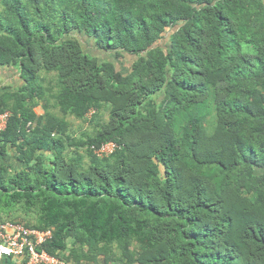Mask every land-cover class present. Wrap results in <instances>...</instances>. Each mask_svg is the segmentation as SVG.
<instances>
[{
	"label": "trees",
	"instance_id": "1",
	"mask_svg": "<svg viewBox=\"0 0 264 264\" xmlns=\"http://www.w3.org/2000/svg\"><path fill=\"white\" fill-rule=\"evenodd\" d=\"M6 67L0 212L33 223L0 220L64 264H264V0H0Z\"/></svg>",
	"mask_w": 264,
	"mask_h": 264
},
{
	"label": "built area",
	"instance_id": "2",
	"mask_svg": "<svg viewBox=\"0 0 264 264\" xmlns=\"http://www.w3.org/2000/svg\"><path fill=\"white\" fill-rule=\"evenodd\" d=\"M10 113H0V131L4 130ZM114 141L92 146L93 152L98 157H107L117 148ZM52 237L50 229H36L24 226L22 223L12 220H0V258L20 256L23 264H64L58 257L49 254L41 246Z\"/></svg>",
	"mask_w": 264,
	"mask_h": 264
},
{
	"label": "rangeland",
	"instance_id": "3",
	"mask_svg": "<svg viewBox=\"0 0 264 264\" xmlns=\"http://www.w3.org/2000/svg\"><path fill=\"white\" fill-rule=\"evenodd\" d=\"M82 42L84 43L83 46L87 47V49L90 52L96 53L101 58L102 57L108 58L109 60L114 61L116 64L121 63L122 68H124V65H126L127 59L126 60L118 59L117 57H115L112 54H101L99 52H96L94 45L92 44V42L89 39L82 40ZM124 70H126V68H124ZM20 81H21L20 76L14 68L6 67V68L0 69V88L6 87L7 89H10V90L15 89L18 85H20L19 84ZM34 111L37 114H42L43 108H41L40 105H37L36 107H34ZM52 111H54L58 115H61L58 112V110H56V109H52ZM107 114H108L107 109L102 108L97 112L96 117L93 116L94 114L89 113L86 116V118L83 120L77 119L71 115H66L65 118L69 124V128H68L67 132L74 139H76L78 141H83L88 135H92L93 130H94V122L95 121H105L108 118ZM92 119H94L93 122L91 121ZM70 151H74L75 153L79 154L82 157L83 163L86 164L89 162V156L86 152V147H84V148L71 147ZM98 158L103 159L106 157H98ZM0 217L17 219L18 221H21L23 223H25V222L33 223V218H32L33 214H31L29 216H25V214L18 208H14L13 210H11L9 212H0ZM69 255L70 254H67V252H65L63 257L65 259H67L69 264H75L73 259L70 258ZM113 257H114L113 259L118 260V261L109 262L107 264H119V263L124 264L123 257L121 256L120 251L117 248H115V246L113 249ZM102 262H103L102 257H100V260L96 261L94 264H103ZM83 263L86 264V262H84V261H83ZM4 264H6V263H4Z\"/></svg>",
	"mask_w": 264,
	"mask_h": 264
},
{
	"label": "crops",
	"instance_id": "4",
	"mask_svg": "<svg viewBox=\"0 0 264 264\" xmlns=\"http://www.w3.org/2000/svg\"><path fill=\"white\" fill-rule=\"evenodd\" d=\"M23 258L20 256H12V257H1L0 264H23Z\"/></svg>",
	"mask_w": 264,
	"mask_h": 264
}]
</instances>
